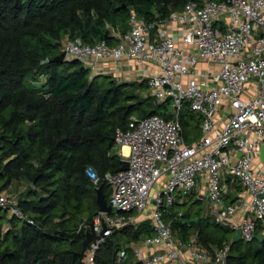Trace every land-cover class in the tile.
<instances>
[{
	"label": "built area",
	"instance_id": "obj_1",
	"mask_svg": "<svg viewBox=\"0 0 264 264\" xmlns=\"http://www.w3.org/2000/svg\"><path fill=\"white\" fill-rule=\"evenodd\" d=\"M108 27L115 44L102 40L91 45L67 37L62 52L95 74L121 75L118 67L134 62L156 103L168 101L176 113L171 119L135 117L117 129L115 144L129 167L104 175L113 187L112 209L81 225H93L98 234L105 226L104 235L90 243L83 264H96L102 243L141 218L151 222L153 235L124 245L117 264L129 261L130 252L131 264H229L231 242L212 253L196 236L179 238L165 212L176 201L195 197L206 202L216 223L234 235L240 228L246 242L264 234L258 232V224L264 225V163L259 156L264 145V0H190L162 20L146 21L132 11L125 32ZM185 103L202 116V136L191 142L180 122ZM86 173L95 184L101 180L92 167ZM236 181L247 197L229 202ZM200 184L203 190H198ZM0 208L23 217L16 199L6 193H0Z\"/></svg>",
	"mask_w": 264,
	"mask_h": 264
},
{
	"label": "trees",
	"instance_id": "obj_2",
	"mask_svg": "<svg viewBox=\"0 0 264 264\" xmlns=\"http://www.w3.org/2000/svg\"><path fill=\"white\" fill-rule=\"evenodd\" d=\"M189 1L0 0V193L15 198L23 214L8 216L10 210L0 208V264H83L79 253L87 228L81 225L99 214L101 184L109 204L104 175L122 165L117 129L126 128L135 114L159 115L168 103L127 93L125 88L137 82L95 74L78 59L56 61L62 40L113 45L116 37L108 25L125 32L132 11L146 21L162 20ZM101 76L110 79L107 85ZM187 109L190 115L180 111V122L191 142L196 112ZM197 119L201 128L202 116ZM89 167L100 177L98 184L87 175ZM204 204L193 197L169 206L165 217L175 234L184 240L196 236L212 253L231 241L229 264H264V241L262 246L257 238L255 246L254 240L232 241V230L206 214ZM153 233L149 220L116 229L100 246L96 264H117L124 245ZM129 257L125 264L134 260L131 252Z\"/></svg>",
	"mask_w": 264,
	"mask_h": 264
},
{
	"label": "rangeland",
	"instance_id": "obj_3",
	"mask_svg": "<svg viewBox=\"0 0 264 264\" xmlns=\"http://www.w3.org/2000/svg\"><path fill=\"white\" fill-rule=\"evenodd\" d=\"M117 28V27H116ZM66 38H64L63 40H62V45H63V43H64V40H65ZM99 81H100V83L101 84H105V85H107L108 84V81H110V79L109 78H106V77H104V76H101V77H99ZM141 83V81H138L135 85H133V86H127V88H125V90H126V92L127 93H130V94H135V95H138L139 96V98H141V99H145V98H147L148 96H150V97H152V99L154 100V96H153V91H152V89H151V87L147 84V82L146 81H144V84H140ZM149 102H150V100H147V104H146V106L147 107H149ZM154 104V106H156L157 104H155V103H153ZM185 105V107L184 108H182V110H181V112H182V115H185V116H189L190 114V112L188 111V109L186 108V107H188V105H187V103H185L184 104ZM159 112H160V116L161 117H165V115H163L162 113H173V114H175L176 112L173 110V107L171 106V103H166V105H163V106H161V107H159ZM189 114V115H188ZM199 113H195L194 114V116H195V119H192V125H191V128L189 129V133H190V135H189V137H190V139H191V141L192 140H196V139H199L200 137H201V131L199 130L200 128H198L197 127V123H198V116L200 115H198ZM136 115V114H135ZM135 115H133L132 117L133 118H135L136 116ZM116 150L117 151H119V147H116ZM22 188V187H21ZM107 195H108V201L110 202V198H111V194H112V190H113V187H112V185L110 184V183H108V187H107ZM5 193H6V191H4ZM152 196H156V188H154L153 189V191H152ZM206 203V202H205ZM204 212L206 213V214H209L210 215V213H209V210H208V206H207V204H204ZM169 208V206L167 207V210H169L168 209ZM184 208V207H183ZM182 208V209H183ZM7 215L8 216H11L12 215V212L11 211H8V213H7ZM167 220V219H166ZM226 227V226H225ZM229 228V227H228ZM230 229V228H229ZM261 229V225H260V223L258 224V231ZM230 234H232V235H234V232L232 231V233H230ZM241 241H245V240H243V239H241ZM229 242H231V241H229ZM246 242V241H245ZM259 242V241H258ZM251 243H253V245L255 246L256 244H257V241H253V242H251ZM131 257H129V259H130Z\"/></svg>",
	"mask_w": 264,
	"mask_h": 264
},
{
	"label": "water",
	"instance_id": "obj_4",
	"mask_svg": "<svg viewBox=\"0 0 264 264\" xmlns=\"http://www.w3.org/2000/svg\"><path fill=\"white\" fill-rule=\"evenodd\" d=\"M55 60L63 62V61H66L68 59L65 56V52H62V53H60L59 55H57L55 57ZM151 113H153V111H151ZM259 156H260L261 161L264 163V145L261 148ZM121 164L122 165L120 167V170L128 169V167H129L128 159L123 158L122 161H121ZM96 192H97V203H98L99 211L111 212L112 208L107 202V199H106V196H105V192H104V185L101 184L100 186H98L96 188ZM104 232H105V226H104V229L101 231L100 234H98L96 232L95 227L93 225L91 226L90 229L86 230L85 239H84L83 245H82V250L79 253V256L81 258H83L85 256V252L88 249L90 243L92 241L100 239L104 235ZM256 238L259 241L260 246H262V243L264 241V234L259 233V234L256 235ZM241 239H242V231L239 228V229H237L235 235L233 236V240L234 241H239Z\"/></svg>",
	"mask_w": 264,
	"mask_h": 264
},
{
	"label": "crops",
	"instance_id": "obj_5",
	"mask_svg": "<svg viewBox=\"0 0 264 264\" xmlns=\"http://www.w3.org/2000/svg\"><path fill=\"white\" fill-rule=\"evenodd\" d=\"M105 65H106L105 68H108L110 70H114L115 69V64H113V63H105ZM118 70H119V72H120L121 75H117V76L115 75L116 77L115 76L114 77L117 80H119V81H126V82H138V81H141V75L138 73L137 66L135 65L134 62H127V63L125 62V63L121 64L118 67ZM200 129H201V136H202V127ZM192 141H194V140H192ZM125 147L126 146L122 147V151L127 154L128 152L125 151ZM120 150H121V147H119V151ZM200 189H202V190L204 189L202 184H200V188H198V190H200ZM232 189L233 190L231 192V197L229 198V202H234V201L236 202V200L240 196L247 197V192L244 189V187L239 183V181H236V182H234L232 184ZM143 221H145V220H143L141 218V219H139L137 221V223L135 225H138V224L142 223ZM263 227H264V225H261V228H263ZM258 232H261V230H259ZM132 243H134V242H132ZM148 249L150 250V248H147V251H148Z\"/></svg>",
	"mask_w": 264,
	"mask_h": 264
},
{
	"label": "bare ground",
	"instance_id": "obj_6",
	"mask_svg": "<svg viewBox=\"0 0 264 264\" xmlns=\"http://www.w3.org/2000/svg\"><path fill=\"white\" fill-rule=\"evenodd\" d=\"M125 151H126V152L129 151V147H128V146L125 147Z\"/></svg>",
	"mask_w": 264,
	"mask_h": 264
}]
</instances>
